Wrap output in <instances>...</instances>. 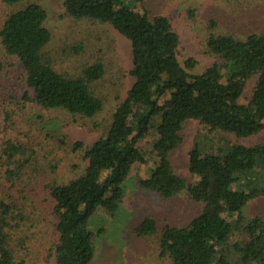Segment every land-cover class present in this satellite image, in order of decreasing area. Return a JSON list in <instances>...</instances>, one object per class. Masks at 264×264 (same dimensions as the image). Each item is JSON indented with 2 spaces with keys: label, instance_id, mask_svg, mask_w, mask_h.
I'll return each mask as SVG.
<instances>
[{
  "label": "trees",
  "instance_id": "obj_1",
  "mask_svg": "<svg viewBox=\"0 0 264 264\" xmlns=\"http://www.w3.org/2000/svg\"><path fill=\"white\" fill-rule=\"evenodd\" d=\"M1 1L13 5L23 0ZM62 6L67 16L107 24L129 41L128 73L133 82L100 136L90 144H71V151L86 163L84 168L66 181L46 180L43 198L46 212L55 218L53 233L37 238L34 230L41 213L26 214L22 203V211L14 215V209L1 203L0 264H37L27 243L44 239L55 264H89L94 255L89 219L98 209L110 215L117 212L123 184L131 166L144 161L141 142L152 129L156 163L149 177L139 179V187L163 199L186 191L201 205L200 213L186 225L160 230V254L171 264H264V220L245 211L253 199L264 198L263 175L256 171H264V145L224 143L210 153L194 143L188 153L194 182L178 175L171 160L188 120L237 138L264 129V35L210 32L206 51L221 62L192 72L196 60L179 62V37L166 16L150 17L145 8L122 0H63ZM46 17L44 8L34 2L10 12L0 26V46L20 62L25 85L43 109L92 119L104 107L103 96L94 88L105 74L103 62L83 64L74 74L56 69L45 52L51 39ZM74 50L81 52L80 47ZM254 76L251 95L241 101ZM156 226L146 217L134 230L138 236H152Z\"/></svg>",
  "mask_w": 264,
  "mask_h": 264
},
{
  "label": "rangeland",
  "instance_id": "obj_2",
  "mask_svg": "<svg viewBox=\"0 0 264 264\" xmlns=\"http://www.w3.org/2000/svg\"><path fill=\"white\" fill-rule=\"evenodd\" d=\"M62 1L23 0L7 5L0 0V26L10 12L28 2L44 8L45 26L51 32L45 52L56 69L74 74L83 64L98 59L105 67L102 79L94 85L104 98L103 110L92 119H86L38 105L34 93L25 85L20 62L5 54L0 46V216L1 203L14 209V215L22 211V203L26 214L28 210L41 213L34 230L39 239L48 237L54 230L55 218L46 212L43 198L46 180L66 181L84 168L86 163L80 160L77 151H71V144L77 141L90 144L96 140L109 123L111 111L133 82L128 73L131 67L129 41L107 24L67 16ZM122 1L131 7L145 8L150 17L163 15L169 19L179 37V62L186 58L196 60L192 72L221 62L206 51L205 41L210 32L264 35V0ZM79 47L81 52L76 53L74 49ZM255 82V76L248 80L241 101L251 95ZM181 135L182 142L172 152L171 160L174 171L190 182L196 180L188 172V153L194 143L197 142L203 152L210 153L217 152L224 143L264 145V129L253 136L237 138L230 133L207 131L197 120L186 121ZM155 138L152 129L149 137L141 142L144 161L131 166L117 212L110 215L98 209L90 217L88 228L93 233L94 255L89 264H171L159 251L160 230L164 226H184L200 213L201 205L192 201L186 191L163 199L139 187V179L149 177L156 163L151 151ZM256 171L264 179V171L260 168ZM245 211L264 220V198L253 199ZM146 217L155 220L157 232L152 236H138L134 228ZM46 243V239L27 243L30 256L37 264H55Z\"/></svg>",
  "mask_w": 264,
  "mask_h": 264
}]
</instances>
